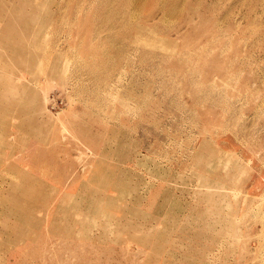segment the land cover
Returning <instances> with one entry per match:
<instances>
[{
  "label": "rangeland",
  "instance_id": "1",
  "mask_svg": "<svg viewBox=\"0 0 264 264\" xmlns=\"http://www.w3.org/2000/svg\"><path fill=\"white\" fill-rule=\"evenodd\" d=\"M0 264H264V0H0Z\"/></svg>",
  "mask_w": 264,
  "mask_h": 264
}]
</instances>
